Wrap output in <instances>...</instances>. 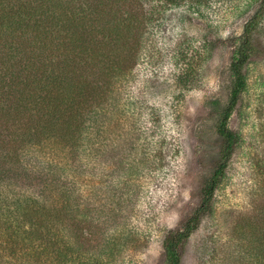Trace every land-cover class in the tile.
Instances as JSON below:
<instances>
[{
  "label": "trees",
  "instance_id": "16d2710c",
  "mask_svg": "<svg viewBox=\"0 0 264 264\" xmlns=\"http://www.w3.org/2000/svg\"><path fill=\"white\" fill-rule=\"evenodd\" d=\"M241 1L247 14L257 10L230 61L221 159L201 205L183 229L166 234V264H182V247L212 212L239 143L228 120L247 87L264 0H0V264L7 254L46 264H81L90 254L98 264L120 250L122 236L137 235L145 176L160 169L165 145L161 133L155 139V130L142 127L145 109L133 92L138 69L165 64L168 9L182 10L179 23L189 29L195 18L211 22L217 5ZM188 42L175 44L177 66L195 62Z\"/></svg>",
  "mask_w": 264,
  "mask_h": 264
},
{
  "label": "rangeland",
  "instance_id": "374dc122",
  "mask_svg": "<svg viewBox=\"0 0 264 264\" xmlns=\"http://www.w3.org/2000/svg\"><path fill=\"white\" fill-rule=\"evenodd\" d=\"M247 7L244 1L217 5L211 22L195 18L189 29L179 23L182 10H167L162 34L166 62L158 69L139 68L133 86L145 109L142 127L155 130V139L160 133L165 138L160 169L145 176L144 203L133 224L137 235L122 236L120 250L102 257L100 264H166V234L183 229L201 205V189L221 159L218 125L231 97L233 50L257 10L253 6L247 14ZM185 38L184 49L195 52V62L177 66L173 49ZM245 75L247 87L228 120L239 143L215 192L212 212L182 247V264H264V14ZM108 231L117 236L112 222ZM89 255H82L81 264H93ZM7 256L1 264H46L43 258L33 262L26 255Z\"/></svg>",
  "mask_w": 264,
  "mask_h": 264
}]
</instances>
